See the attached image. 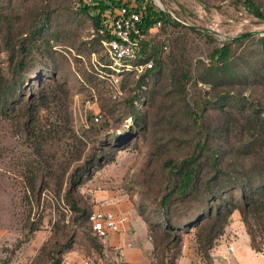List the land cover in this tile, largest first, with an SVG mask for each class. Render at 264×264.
Returning <instances> with one entry per match:
<instances>
[{"label": "rangeland", "instance_id": "obj_1", "mask_svg": "<svg viewBox=\"0 0 264 264\" xmlns=\"http://www.w3.org/2000/svg\"><path fill=\"white\" fill-rule=\"evenodd\" d=\"M243 1L120 0L119 6H166L182 25L153 26L147 42L159 50L162 66L142 74L124 72L122 95L115 99L105 74L112 69L103 67L111 63L107 48L90 15L81 11L82 0H0L6 64L8 43L19 45L25 38L28 43L35 27L43 24L41 33L49 40L35 51V60L27 59L21 78L27 96L33 89L45 96L30 125L32 140L23 109L0 114V168L12 180L23 238L40 237L44 246L29 264L38 256L43 259L39 264H52L51 253L68 245L70 250L57 254L61 264L73 250L98 255L82 210L90 214L98 193L109 190L128 199L148 223L153 264H177L185 245L204 260L197 229L183 231L180 241L165 235L161 200L175 180L166 163L194 151L203 121L217 143L227 133L238 146L264 132V19ZM255 1L264 10V0ZM242 35L245 38L233 45L231 64L216 69L212 51ZM182 68L194 76L186 86ZM137 93L138 107L131 118L129 98ZM198 104L206 107L199 123L194 115ZM99 112L103 119L96 122ZM33 151L40 154L32 156ZM32 172L39 176L37 187L42 176L48 182L41 197L27 189ZM33 226L38 229L29 233Z\"/></svg>", "mask_w": 264, "mask_h": 264}, {"label": "trees", "instance_id": "obj_2", "mask_svg": "<svg viewBox=\"0 0 264 264\" xmlns=\"http://www.w3.org/2000/svg\"><path fill=\"white\" fill-rule=\"evenodd\" d=\"M92 1L93 4L82 0L81 11L90 15L94 29L99 34V30L105 26V22L120 7V0ZM243 2L252 8L255 16L264 19V10L259 3L255 0H244ZM115 5L118 7L115 8ZM108 8H110L109 12L106 13ZM92 9L98 11L93 12ZM137 9L142 13L144 12L145 30L159 22L171 23L174 26L182 25L179 20L173 18L165 10H156L155 6ZM42 27L43 24L35 27L28 43L26 38L19 45L8 43L11 47L8 49V64L2 58V40L4 38L1 36L0 28V114L8 116L11 111L17 108L23 109L31 140L34 131L31 130L30 125L41 109L42 104L39 101H42L45 96L41 90L35 91V89L27 96L24 93L25 83L21 78L25 76L27 59L35 60V51L41 49L42 45L47 46L49 43V40L41 33ZM189 29L197 31L193 27H189ZM102 37H112L110 30H107ZM244 38L245 36L242 35L231 39L228 43L212 51L210 54L211 61L216 69L231 64L233 45L241 42ZM260 39L264 42V37ZM7 40H9L8 37ZM43 51L49 53L48 48ZM143 51L146 59H152L154 63L148 71L162 66L159 50L151 46L150 42L145 44ZM180 75L183 78L184 86L194 78L192 70L187 68H182ZM194 84H198V82L194 81ZM138 98V93L129 98L132 108L131 118L135 117V109L138 107L135 100ZM198 105L200 108L194 110L197 123L201 119L204 120L206 116V107L202 104ZM240 108L243 109V106L241 105ZM210 133L211 130L206 127L203 121L199 130L200 137L194 151L180 161L174 159L167 161L166 165L171 167L175 174V180L173 186L161 200L166 237H170L171 241H180L183 231L189 232L192 229H197V241L204 254L206 264H212L211 250L219 237L224 234L235 210L241 212L242 220L251 237L252 247L258 252H264V132L261 135H254L255 137L252 139L248 138L244 142L241 141L238 146L231 143L227 133L222 136L226 139H220V143L211 140ZM38 154L40 152L33 151L31 153L32 156ZM30 168L31 171L34 170L31 165ZM32 173L30 186L27 189L41 197V193L48 182L46 177L42 176L40 186L37 187L39 176L34 172ZM68 192L71 193V190ZM71 201H73L72 197ZM82 213L89 220L90 214L85 209L82 210ZM37 229L38 226H33L29 229V233ZM28 237L29 235L25 234V238L20 240L17 246H20ZM89 241L97 248L95 252L98 256L102 257L103 240L93 235L90 236ZM70 248L71 246L68 245L58 250L56 254L52 252L50 255L52 264H61V259L57 257V254H62ZM43 249L44 246L41 248V253ZM180 253L181 251L177 253L175 260L178 259ZM40 257L35 258L33 264L41 263L43 259L42 256ZM11 259L12 256L4 258L2 264H8Z\"/></svg>", "mask_w": 264, "mask_h": 264}, {"label": "crops", "instance_id": "obj_3", "mask_svg": "<svg viewBox=\"0 0 264 264\" xmlns=\"http://www.w3.org/2000/svg\"><path fill=\"white\" fill-rule=\"evenodd\" d=\"M12 180L0 168V264L8 257V250L14 249L8 264H29L42 246L40 237L23 240L24 226L20 225L15 209V195ZM95 210L104 212H126L128 221L120 232H112L103 240V256L107 264H117L116 247L124 246L122 264H153V243L149 236V225L132 208L118 191L99 192ZM229 245L233 250H229ZM212 264H264V252L256 251L251 245V237L242 220L241 212L235 210L223 235L211 250ZM86 256L81 251L65 254L63 264H83ZM177 264H206L194 248L184 246Z\"/></svg>", "mask_w": 264, "mask_h": 264}, {"label": "built area", "instance_id": "obj_4", "mask_svg": "<svg viewBox=\"0 0 264 264\" xmlns=\"http://www.w3.org/2000/svg\"><path fill=\"white\" fill-rule=\"evenodd\" d=\"M158 24L160 25L161 22ZM107 30H110L112 37H103V42L106 45V54L111 63L105 64L103 67L112 69L105 74L109 80L112 96L118 99L122 95L121 80L124 72L136 71L138 74H142L153 67V60H147L143 51L153 27L145 30L142 11H139L133 5L125 4L121 5L116 13L105 22V26L99 30V34L104 36ZM102 119V112L94 116L96 122H100ZM89 221L92 233L104 240L110 233L123 230L128 221V214L126 212L117 213L94 210L89 215ZM229 250H233L231 245H229ZM115 251V261L117 264H122L124 246L116 247ZM83 264L107 263L102 257L94 255L86 256Z\"/></svg>", "mask_w": 264, "mask_h": 264}, {"label": "water", "instance_id": "obj_5", "mask_svg": "<svg viewBox=\"0 0 264 264\" xmlns=\"http://www.w3.org/2000/svg\"><path fill=\"white\" fill-rule=\"evenodd\" d=\"M161 7V6H160ZM163 10H165L166 12L170 13L168 10H166V6L165 7H161Z\"/></svg>", "mask_w": 264, "mask_h": 264}]
</instances>
